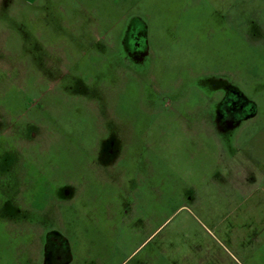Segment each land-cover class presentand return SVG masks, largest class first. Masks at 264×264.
<instances>
[{
    "label": "rangeland",
    "instance_id": "rangeland-1",
    "mask_svg": "<svg viewBox=\"0 0 264 264\" xmlns=\"http://www.w3.org/2000/svg\"><path fill=\"white\" fill-rule=\"evenodd\" d=\"M146 256L264 264V0H0V264Z\"/></svg>",
    "mask_w": 264,
    "mask_h": 264
},
{
    "label": "flooded vegetation",
    "instance_id": "flooded-vegetation-1",
    "mask_svg": "<svg viewBox=\"0 0 264 264\" xmlns=\"http://www.w3.org/2000/svg\"><path fill=\"white\" fill-rule=\"evenodd\" d=\"M142 40V41H141ZM146 40L143 35H135L134 42L131 44L135 53L144 52L146 50ZM238 102L235 104L232 103V99L228 98L224 101L222 109H220L219 114L217 116L218 120H224L225 125H234L243 117H246L252 114L254 108L247 106L246 102L243 99H236ZM232 106V107H231ZM224 125V126H225ZM52 257H56L58 255L57 251H49Z\"/></svg>",
    "mask_w": 264,
    "mask_h": 264
},
{
    "label": "crops",
    "instance_id": "crops-1",
    "mask_svg": "<svg viewBox=\"0 0 264 264\" xmlns=\"http://www.w3.org/2000/svg\"><path fill=\"white\" fill-rule=\"evenodd\" d=\"M50 258H53L52 256H49V259ZM146 260L148 261V264H149V262H150V257L149 256H146Z\"/></svg>",
    "mask_w": 264,
    "mask_h": 264
}]
</instances>
